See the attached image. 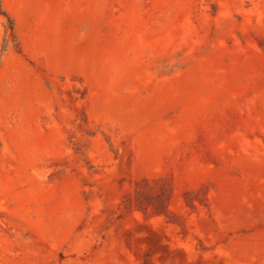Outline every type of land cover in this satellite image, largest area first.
Instances as JSON below:
<instances>
[{
  "label": "rangeland",
  "instance_id": "1",
  "mask_svg": "<svg viewBox=\"0 0 264 264\" xmlns=\"http://www.w3.org/2000/svg\"><path fill=\"white\" fill-rule=\"evenodd\" d=\"M0 264H264V0H0Z\"/></svg>",
  "mask_w": 264,
  "mask_h": 264
}]
</instances>
